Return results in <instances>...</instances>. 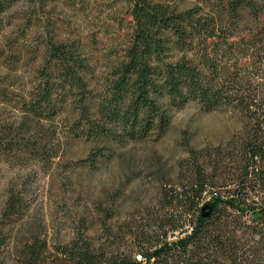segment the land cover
Wrapping results in <instances>:
<instances>
[{
    "label": "rangeland",
    "instance_id": "obj_1",
    "mask_svg": "<svg viewBox=\"0 0 264 264\" xmlns=\"http://www.w3.org/2000/svg\"><path fill=\"white\" fill-rule=\"evenodd\" d=\"M131 1L16 0L4 14L0 264H21L19 249L32 237L46 238L51 250L84 237L99 247L111 245L115 256L133 260L141 253L134 239L141 229L146 235L165 231L160 226L164 185L178 190L203 169L208 175V145L227 144L238 127L237 114L225 108L208 110L197 101L170 106L165 128L158 126V119L153 128L142 130V121L125 126L96 113L131 40ZM168 1L180 8L195 2ZM50 41L68 44L85 58L86 86L81 94H61L56 114L49 110L48 119L37 122L29 115L26 128L35 150L24 144L28 139L19 141L29 134L16 136L12 143L18 148L11 149L4 140L18 129L24 114L20 104L35 87V71L45 66ZM10 195L20 201L15 212L6 211ZM183 217L182 229L168 232L170 241L190 230L196 212ZM54 257L48 264L61 263L52 261Z\"/></svg>",
    "mask_w": 264,
    "mask_h": 264
},
{
    "label": "trees",
    "instance_id": "obj_2",
    "mask_svg": "<svg viewBox=\"0 0 264 264\" xmlns=\"http://www.w3.org/2000/svg\"><path fill=\"white\" fill-rule=\"evenodd\" d=\"M15 1L0 0V26ZM130 15V43L96 113L125 126L142 121V130L158 119L165 128L170 106L197 101L208 110L237 114L238 127L227 144L208 145V175L203 169L178 190L164 185L165 231L146 235L141 229L134 236L141 253L133 260L84 237L53 250L46 238L32 237L19 249L21 264H48L53 256L60 264H264V0H195L183 8L168 0H132ZM49 44L35 87L20 104L18 129L4 140L11 149L18 148L16 136L29 134L19 141L28 139L24 144L35 150L29 115L37 122L48 119L61 94H81L86 86L85 58L63 42ZM208 201L210 214L203 215ZM19 204L10 195L6 211ZM186 212H196V221L170 241L168 232L182 229Z\"/></svg>",
    "mask_w": 264,
    "mask_h": 264
},
{
    "label": "water",
    "instance_id": "obj_3",
    "mask_svg": "<svg viewBox=\"0 0 264 264\" xmlns=\"http://www.w3.org/2000/svg\"><path fill=\"white\" fill-rule=\"evenodd\" d=\"M211 206H212V203H211L210 201L206 202V203L204 204V206L202 207V214H203V215H208V214H210Z\"/></svg>",
    "mask_w": 264,
    "mask_h": 264
},
{
    "label": "built area",
    "instance_id": "obj_4",
    "mask_svg": "<svg viewBox=\"0 0 264 264\" xmlns=\"http://www.w3.org/2000/svg\"><path fill=\"white\" fill-rule=\"evenodd\" d=\"M137 258H139V256Z\"/></svg>",
    "mask_w": 264,
    "mask_h": 264
}]
</instances>
